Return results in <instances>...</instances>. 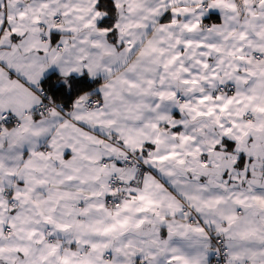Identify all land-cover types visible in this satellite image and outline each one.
<instances>
[{"label":"snow or ice","instance_id":"snow-or-ice-1","mask_svg":"<svg viewBox=\"0 0 264 264\" xmlns=\"http://www.w3.org/2000/svg\"><path fill=\"white\" fill-rule=\"evenodd\" d=\"M0 264H264V0H0Z\"/></svg>","mask_w":264,"mask_h":264}]
</instances>
